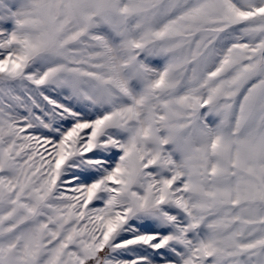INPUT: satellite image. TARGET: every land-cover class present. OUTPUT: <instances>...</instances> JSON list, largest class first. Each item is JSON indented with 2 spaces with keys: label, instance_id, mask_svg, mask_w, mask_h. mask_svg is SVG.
Returning a JSON list of instances; mask_svg holds the SVG:
<instances>
[{
  "label": "snow or ice",
  "instance_id": "obj_1",
  "mask_svg": "<svg viewBox=\"0 0 264 264\" xmlns=\"http://www.w3.org/2000/svg\"><path fill=\"white\" fill-rule=\"evenodd\" d=\"M0 264H264V0H0Z\"/></svg>",
  "mask_w": 264,
  "mask_h": 264
}]
</instances>
